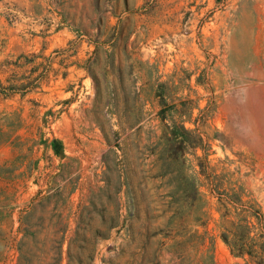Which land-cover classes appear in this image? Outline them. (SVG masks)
Masks as SVG:
<instances>
[{
    "label": "rangeland",
    "instance_id": "obj_1",
    "mask_svg": "<svg viewBox=\"0 0 264 264\" xmlns=\"http://www.w3.org/2000/svg\"><path fill=\"white\" fill-rule=\"evenodd\" d=\"M249 204L264 264V0H0V264H257Z\"/></svg>",
    "mask_w": 264,
    "mask_h": 264
},
{
    "label": "trees",
    "instance_id": "obj_2",
    "mask_svg": "<svg viewBox=\"0 0 264 264\" xmlns=\"http://www.w3.org/2000/svg\"><path fill=\"white\" fill-rule=\"evenodd\" d=\"M239 205H245L238 200ZM250 216H253L257 220V224L260 226L263 224V215L259 210L254 209L253 205H248L245 208H242L237 216H240L237 223H230V227L222 226L221 227V237L222 240L230 247L231 251L238 256H241L245 253L249 254L251 258L256 259L257 264H260V256L253 249V246L248 243V227L247 225H242V223H247V216L245 213H249ZM243 214V215H242ZM228 213L225 210L222 216H227ZM242 215V216H241ZM235 226V227H234ZM247 230V232H243ZM231 236V238H230Z\"/></svg>",
    "mask_w": 264,
    "mask_h": 264
}]
</instances>
